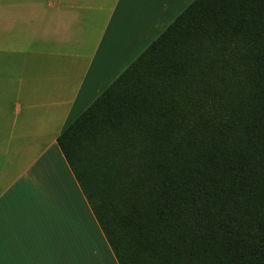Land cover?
Segmentation results:
<instances>
[{
    "label": "trees",
    "instance_id": "16d2710c",
    "mask_svg": "<svg viewBox=\"0 0 264 264\" xmlns=\"http://www.w3.org/2000/svg\"><path fill=\"white\" fill-rule=\"evenodd\" d=\"M56 142L117 264H264V0H193Z\"/></svg>",
    "mask_w": 264,
    "mask_h": 264
},
{
    "label": "crops",
    "instance_id": "0c3cea01",
    "mask_svg": "<svg viewBox=\"0 0 264 264\" xmlns=\"http://www.w3.org/2000/svg\"><path fill=\"white\" fill-rule=\"evenodd\" d=\"M192 1L0 0V264H117L56 140Z\"/></svg>",
    "mask_w": 264,
    "mask_h": 264
},
{
    "label": "rangeland",
    "instance_id": "374dc122",
    "mask_svg": "<svg viewBox=\"0 0 264 264\" xmlns=\"http://www.w3.org/2000/svg\"><path fill=\"white\" fill-rule=\"evenodd\" d=\"M88 248H90L89 244H88ZM86 264H96L95 262H93L92 257H90V254H86Z\"/></svg>",
    "mask_w": 264,
    "mask_h": 264
}]
</instances>
